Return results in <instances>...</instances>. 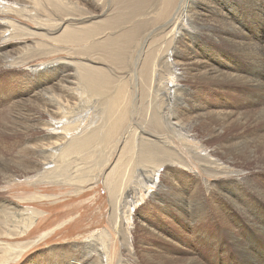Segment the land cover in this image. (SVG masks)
Listing matches in <instances>:
<instances>
[{
  "label": "bare ground",
  "instance_id": "6f19581e",
  "mask_svg": "<svg viewBox=\"0 0 264 264\" xmlns=\"http://www.w3.org/2000/svg\"><path fill=\"white\" fill-rule=\"evenodd\" d=\"M193 1L159 0L157 4L153 3L154 0H0V51L5 52L6 57L2 66L12 67L20 63V56L17 55L20 46H24L20 53L24 55L26 52V55L34 57L35 54L45 51L50 44L49 40L69 44L60 48L65 51L66 56L56 58L53 61L54 66L52 64L43 66L44 69L49 67L50 70H54V73H50L52 77H59L57 90L55 92L54 89L50 90L54 95L46 97L47 87L37 90L42 96L28 108L26 103L19 105L18 101L14 100L7 106L0 98V182L10 185L13 180L23 178L32 184L36 182L75 184V192L80 197L94 189L91 186L102 174L110 203V225L114 232L119 233V242L116 246L120 252L116 253L119 261H122L125 254L126 259L134 264H264V206L256 204L255 201L241 202L242 204L234 201V205H231L230 199L239 198L233 185L227 186L228 191L222 190L226 199L221 202L212 201L211 197L204 193L219 186V183L209 181L211 177L224 176L225 182L246 180L245 176L240 178L238 174H234V166L252 162L254 165L264 167V2L242 0V6L245 10H250L255 21L254 38L241 30V26L237 27L231 17L229 16V19L227 15L222 14L223 12H214L212 17L202 18L209 26V35L212 34L218 41L220 39L225 45H229L223 52L225 56H232L230 48L242 52L243 60H240L238 65L243 66L237 68L234 73L235 71L229 72L221 66L220 61L223 60L220 58L221 52L217 53V59L213 63H206L203 60H199L198 63L196 61L185 63L182 60H174L175 58L169 59L172 50L180 51L184 46L181 45L184 42L181 35L185 29L183 15L196 19V13H193L191 8ZM55 3L64 4L68 9ZM105 11L110 14L113 12V15L107 18L108 21L101 20L100 23L96 17L107 15ZM241 12L244 14V11ZM15 14L33 21L37 28L16 22L13 18ZM240 17L242 21L244 16L240 14ZM149 23L155 27L154 31H157L155 35L143 33L144 26ZM103 34L105 38L101 39L100 36ZM20 36L39 39H33L29 41L31 46H25L21 44L22 41L14 42ZM156 36H158L156 42H152ZM147 40L149 45L154 47V50L152 48L148 50L149 52L145 50L149 54L147 56L150 65L153 67L161 65L164 73L156 74V66V71L152 68L149 76L146 55L141 53L138 55L141 58L144 56L145 61L138 66L139 73H134L135 76L116 75L110 69L105 71L100 67L99 57L111 55V59H119L126 56L124 51L127 49L130 50V56L136 45L145 44ZM107 50L109 51L106 52ZM227 58L224 57L225 60H232L233 56ZM68 64L72 65L70 69L74 77L70 78L71 84H63L65 74L69 70ZM205 64L210 65L211 69L199 74L188 75L181 71L177 76L173 72L176 65L185 71L190 65ZM115 65L117 66V63ZM25 73L30 75L31 72ZM40 79L50 80L46 75ZM187 81L198 83V91L185 87ZM232 83L239 84L237 96L244 100L236 109L239 123L235 127L242 132L239 136L228 135L234 128L233 123L229 121L233 114V111L228 109L230 107L221 106L220 103L224 101L213 103L204 101L200 89L201 86L209 89L214 84L231 87ZM249 83L252 89H249ZM16 84L19 88L22 87L19 82ZM13 90L12 96H16L18 89ZM74 93L79 97L78 103L81 102L80 109L84 111L76 118L73 112ZM102 93L107 96L105 104L101 103V107L106 106V111L102 115L94 116L93 110H84L92 96ZM194 93H198L199 99L191 98V94ZM30 95L32 93L28 96ZM82 99L85 102H82ZM26 101H31V98L28 97ZM129 101H135L137 103L135 107L140 111L134 112L136 122L127 125L126 109ZM116 106L120 108L119 118L113 113ZM24 109L25 113L22 112ZM188 109L194 110L196 115L188 116L186 114ZM14 111H17L18 116L13 115ZM98 120L100 124L95 127L94 124ZM191 127L198 129L202 135L216 139H211V144L207 142L206 147L201 144L204 142L202 140L204 136L190 142L192 137L186 133ZM7 137L14 138L7 140ZM118 142H123L125 150L130 151L129 154H134L138 147L142 152L136 158L120 155L116 164L105 172L111 159L107 155L112 153ZM177 142L186 149L185 156L177 149ZM108 146H112V149L102 152V149ZM11 151L14 157L18 156L15 166L11 161ZM186 155L192 159L191 162L187 160ZM137 163L144 167L136 170ZM174 163H178L177 167H183L181 170L191 169L194 174L192 178L176 181L179 177L175 175L176 170L172 167ZM195 167L199 169L196 171ZM35 177L37 181H32ZM149 183L156 188L152 190V194L150 193V199L159 211L163 213L166 210L165 213L174 219L172 209L188 215V218H184L185 221L176 222L175 227L179 236L171 253L163 254L143 247L147 244L146 237H154L155 226L149 224L150 228H146L143 224L139 225L141 238L133 237L134 232L131 231L129 219L132 218L134 205L141 197L138 192L142 190L149 192L152 188ZM247 186L264 198V184L248 183ZM51 197L48 194H32L26 199L31 201ZM205 202L206 204L202 205ZM228 210L234 213L244 212L247 218L240 221L236 214H230ZM218 211H224L225 215L219 213L220 229L213 233L210 223L214 220L209 217V213L217 218ZM41 214L37 208L30 206L22 208L1 194L0 237L18 238L25 235ZM253 225L259 227L260 234L254 231ZM233 227L238 230L235 231ZM44 235L45 233L40 238ZM111 237V231L103 228L101 233L84 239L80 244L83 249L80 250L82 256L89 258L84 264H111ZM2 241L0 240L3 253L0 264L17 258L24 248L34 242ZM138 241L140 244L136 248ZM149 245L156 248L158 244L150 242ZM233 246L235 256H232L230 251ZM60 248L55 252L62 254L63 264H75L76 260L73 261L68 255L70 247L59 252ZM125 263L127 262H120Z\"/></svg>",
  "mask_w": 264,
  "mask_h": 264
},
{
  "label": "rangeland",
  "instance_id": "374dc122",
  "mask_svg": "<svg viewBox=\"0 0 264 264\" xmlns=\"http://www.w3.org/2000/svg\"><path fill=\"white\" fill-rule=\"evenodd\" d=\"M262 1L264 2V0H262ZM153 3L158 4L159 0H154ZM55 4L58 5L59 7L68 9L67 6L64 4H57V3H55ZM192 5H191L192 12L196 13L195 14L196 19L189 18L188 16L183 15L182 19L184 21L186 30L184 29V31H183L184 33L181 35V37H184V42L181 43V45H184V46L181 47L180 51L172 50L173 52H171V55H169V59L175 58L174 60H182L185 63H191L192 61H196L198 63L199 60L200 61L203 60L206 63L207 62L213 63L217 59L216 58L217 53L221 52L220 58H221V60L223 59L222 61H220L221 66L226 68L225 70H228L229 72L235 71L234 73H236V69L243 66V64L238 65L240 60L241 61L243 60V56L241 54L242 52H240L238 50L233 51L230 48L229 51H232L233 59L232 60H225L224 57L225 58L228 57L227 59H230L232 57V56H225L226 54L223 53V52H225L224 50L229 47V45H225L224 42L221 41L220 39L218 41L217 37H215V36L213 37L212 34L209 35V33H208L209 32V26H208V24L204 23L205 20L202 18H204V17L210 18V17H212L214 12H220V13L223 12L222 14L227 15L228 17L229 16L231 17V19L233 20V23L237 27L240 28V26H241V28H240L241 30L247 32L252 38H254L253 37V30H254L253 28L255 27V21H254V18H252V16H251L250 10L247 11L244 9V7L242 6L243 5L242 0H213V1L212 0H194ZM48 8H50V7H48ZM214 8L216 10H213ZM70 11L75 13V14H78L74 10H70ZM241 11H244V14ZM98 12H100V10H98ZM105 12L107 15L96 17V20H100V23H102L101 20L108 21L109 19H107V18H110L113 15V12L111 14L108 11H105ZM158 12L160 13V11H158ZM240 14H242V16H244V19H242L243 22L240 21L241 20ZM219 17H217V20L219 19ZM230 17H229V19H230ZM13 18L16 20V22L30 26L32 28H37V25L33 21L26 20L17 14L13 15ZM141 25H142V23H140V26ZM144 25H145V23H144ZM153 27L154 26L152 23L147 24L143 28V33L144 34H148V33L151 34L152 33V35L153 34L155 35L157 33V31H154L155 27H154V29H152ZM203 27H206V28H203ZM194 31H195V33H194ZM206 32L208 35L206 34ZM196 34H198V35H196ZM53 35L55 36V34H53ZM195 36H197V37H195ZM100 38L104 39L105 34L101 35ZM157 38H158V36H156L152 42H156ZM33 39L36 40L39 38L38 37H32V36H30V37L20 36L19 39L15 40L14 42H16V41L21 42L22 41L21 42L22 45L24 44L25 46L26 45L31 46V43H29V41H31ZM49 42H50V44L45 48V51L41 54L40 53L35 54L34 57H33V55H26V52H24V55H23V53H20L24 49V46H20L19 51H17V53H18L17 55L20 56L19 57L20 63H18V65H16V66H12V67L11 66H5V65L2 66V63L6 59V57H5V52L0 51V98H1V101L4 102L7 106H8V104H12L14 101L15 102L18 101L19 105L26 103V108H28L30 105H32L33 103L36 102L37 98H40L42 96L38 93L40 90L44 89L45 87H47L45 90V95L47 98L54 95V93H50V90L54 89V92L57 90L56 87H58V78L59 77L58 78L52 77L50 75V73H54V70L53 69L50 70L49 67L44 69L43 66H44V64L45 65H51V64L55 65V63H53V61L56 58H59L61 56H66L65 51L61 50L60 48L61 47L64 48L67 44L64 42H62V43L56 42L55 43L54 40H52V41L49 40ZM148 42L149 41L147 40L145 44L136 45L133 49V53L130 56H129V51H130L129 49L124 51L126 56H121L119 59H111V55H107L105 58H104V56H101L98 59L99 65L105 71L110 69V71H112L116 75H120V76L121 75H124V76H126V75L132 76L133 75V76H135L134 73H136V72L139 73L138 72V66L142 65V63H144V61H145L144 56H142V58H143L142 59L141 56L138 55L141 53L142 55H146V60H147V64H148L147 65V68H148L147 72L149 73L148 75L150 76V72L152 71V68H153V70H155L157 65L153 67L152 64L150 65V63H149L148 56H147L149 54L147 53V51L152 50V48L154 50V47H151ZM145 47H146V49H145ZM233 49H235V48H233ZM145 50H147V51H145ZM108 51L109 50H107L106 52H108ZM238 53H239V55H238ZM25 56H26V58H25ZM74 58H76V55L74 56ZM26 59H28V60H26ZM119 61L121 62V64ZM150 61H151V57H150ZM116 63H117V66L115 65ZM39 66L41 68H39ZM61 66H62V64H61ZM68 66H69V70L65 74L63 84H71L70 78L74 77V75L70 69L72 65L68 64ZM120 66H122V68H119ZM209 66L210 65H208V64L199 65V66H191L190 65L187 67L188 70L184 71V70L179 69V66L176 65L173 69V72L177 76H179L181 74V71L186 72L188 75L199 74L203 71L210 70L211 67H209ZM127 68H129V69H127ZM134 69L135 70L137 69V70L135 71ZM156 69H157V71L155 70L156 74H158V72H159V74H161V72H163V73L165 72V70L162 68L161 65L160 66L158 65ZM10 70L14 71V72H11ZM38 70H44L46 72L40 73ZM25 72H31V73H29L30 75H28ZM189 73H191V74H189ZM45 75L50 80L40 79V78H44ZM75 76H76V74H75ZM31 80H33V82H30ZM17 82L22 84L23 88L22 87L19 88L16 84ZM190 82L191 81L185 82V84H186L185 87L192 88V89L198 91L197 90L198 83L196 84V82L195 83L194 82L190 83ZM38 84H40V85H38ZM37 85L40 86V88ZM48 85H49V87H48ZM249 85H250L249 89H252L251 83H249ZM13 89L19 90V91L18 90L16 91L17 92L16 96H12V93L14 91ZM200 89L202 90V95H204L203 96L204 101H207L210 103L217 102V101H220V102L224 101L222 103L219 102L221 104V106H227V107L229 106L230 108H228V109L230 111H233V114L231 115V118L229 121H231L233 123L234 128H232L230 130V134H228V135L234 134L235 136H239L240 134H242V132H239L238 127H235L239 123L238 110H236L237 106L241 105L244 102L243 99H240L237 96V93H239V90H240L239 84L238 83H232L231 87H229L225 84L222 87L219 84H214L209 89H205V87H202V86L200 87ZM218 89H220V90H218ZM37 90H39V91H37ZM27 92H29V93H27ZM74 92H76V89L74 90ZM79 92H80V90H79ZM205 92H207V93H205ZM3 93H4V95H3ZM19 93H21L23 95H21V94L18 95ZM30 93H32V95L28 96ZM28 97L31 98V101H26V99ZM73 97L75 100L73 112H74V118H76V117L80 116L81 114H83L84 111L80 109L81 102L78 103L79 97L77 96L76 93L73 94ZM106 97L107 96L103 93L101 95H98V96H92L89 99L88 104L86 105L84 110H86V109L93 110L94 116L102 115L106 111V106L103 105L101 107V103L105 104ZM191 98L192 99H194V98L199 99L198 93L191 94ZM208 99H210V100H208ZM199 101H197V102H199ZM82 102H85L84 99H82ZM129 102L130 103H128L127 109H126V123H127V125L134 124L136 122V116H135L134 112H135V110L140 111L139 108L135 107L137 105V103L135 101H129ZM50 109L53 110V108H51V107H50ZM188 110L186 111V114L188 116L190 115V117H191L192 115L193 116L196 115V112L194 110H191V109H188ZM22 112L25 113L26 112L25 109ZM113 113L116 117L119 118L120 117V108L118 106H116V108L113 110ZM13 115L18 116L17 111H14ZM233 115H234V117H233ZM45 117L48 118L47 115H45ZM99 122L100 121L98 120V122L96 124H94V126L97 127L100 124ZM16 126H19V124H16ZM187 131H189V132L186 134H188L189 137H192L190 142L197 140L198 138L201 139L204 136L202 138V140H204V142L201 143V144H203L204 147L207 146V142L210 143L211 139H216L215 137H212V136H208V135H204V134L202 135L201 132L196 128L194 129V127L188 128ZM13 138L7 137L6 139L10 140ZM16 138H18L17 135H16ZM176 145L178 146L177 149L183 154V156H185L184 151L186 149H183L180 142H177ZM111 147L112 146H108L107 148H103L102 152L105 153V152L111 150L112 149ZM134 147H136V144L134 145ZM213 147H215V144H213ZM129 152L130 151L125 150V146H124L123 142L122 143L118 142L117 145L115 146V149L112 151V153L110 152L108 155L106 154L111 159L109 161L108 166H106L107 169H105L104 171L105 172L108 171L111 166L115 165L120 155L121 156L123 155L125 157H129V158H136L140 155V153L142 151L138 147L135 150L134 154L133 153L129 154ZM10 157H11L12 164L15 166V162L17 161L18 156L14 157V153L11 151ZM217 157L218 156H216L215 158L217 159ZM186 158L189 162L192 161V159H190L189 155H186ZM219 158L220 157H218V159ZM220 160H222V159L220 158ZM223 160H225V158H223ZM177 164L178 163H174V165L172 166L176 170L175 175H177L179 177L178 179H176V181H180L182 178L191 179L192 176L194 175L191 172V169L181 170V168H183V167H177ZM238 164H240V163L238 162ZM135 166H136L135 167L136 170L144 167L138 163L135 164ZM195 168H196V171L199 169L197 167H195ZM233 172H234V174H238V176L240 178L245 176L246 180L240 181V179H239V181L232 180V181L225 182V181H223V180H225L224 176H221L218 178L211 177V178H209V181H214L216 183H219V186L217 188L214 187L216 190L212 189L211 191H209L210 188H208L209 192L204 191V193L208 197H211L212 201L221 202V201H224L226 199V195L223 194L222 190L227 189V191H228L227 186L233 185V188L236 189L235 192L239 194L240 199L237 197L230 199L231 205H234V203H233L234 201L238 202L239 204L246 203L248 201H255L256 204L264 206V198L262 197V195L256 194L254 192V190H252L251 188L249 189V187L247 186L248 183H250L252 185H261V184L263 185L264 184V167H259L257 164L254 165L252 162H247L245 165L234 166ZM35 179H36V177L33 178L32 181H37V179L36 180ZM23 180H24L23 178L22 179L21 178L15 179V180H13V182H11L12 184H10V185H7V184L5 185V184H2L0 182V195L2 194L4 198H8L9 200L12 199L15 203L19 204V206L22 208L23 207H29V206L37 208L38 210H40L42 212V214L40 215L38 220H36V223L33 225V227L25 235L18 237V238L0 237V240H3L6 243H9V242L10 243H12V242L17 243V241L20 243H25V242L29 243L30 241L31 242L34 241L33 243H30L26 248H24L22 250L21 254L17 258L10 260L8 262H5L3 264H63L62 254L55 252L56 249L60 248V247L61 248L59 249V252L62 249H67V247H70V250L68 253L70 258H72L73 261L76 260L75 264H78V263L84 264L85 262H87L89 260V258H87L86 256H82L80 248L83 249V246L80 244L88 236H93V235L97 234L98 232L101 233L103 228L109 229L111 231V234H112V237L110 238L111 264H115V263L120 264V262H122V261H126L127 263H125V264H131L132 263L128 259H126L125 254H123L122 261H119L117 259L116 253L120 254V252L118 251V249L116 247L117 243L119 242V233H118V231L114 232L113 228L110 225V221H109L110 203L108 200V194H107V190L105 189V184H104V179H103L102 174L100 176V179L97 182H95L94 185L91 186V188H94V189L89 191L86 195H83L80 197L75 192L76 191L75 184L40 183V182L39 183L36 182V183L32 184V182H29V181L26 182L25 180H24L25 181L24 182ZM164 180L165 179H162V181H164ZM256 180H259V181H256ZM173 181L175 182V179H173ZM259 183H261V184H259ZM149 185H151V184L149 183ZM213 185L215 186V184H213ZM151 186H152V188L150 189L149 192H144V190L138 192L141 195V197L138 199V201L134 205L135 207L133 208L132 218L129 219L130 220L129 222L132 226L131 231L134 232L133 237L141 238L142 233H140V231L138 230L139 225L143 224L144 227H146V228H150V225L155 226L156 228L154 229L155 230L154 237H146L145 240L147 241V244H145V246H143V247L145 249L157 250L163 254H166L167 252L171 253L174 250L175 240L179 236V232L177 231V229L175 227L176 222L178 220L181 222L185 221L184 218H188V215H185V213L183 211H180V210H178V211L174 210L173 211V209H172V212L175 215V219H174L167 212L165 213L166 210L163 213L161 211H159V209L152 203V201L150 199L151 194L153 193L154 190H156V188L153 185H151ZM252 192H254V193H252ZM32 194L33 195H39V194L47 195L48 194V195H51L52 197L46 198L43 200L28 201L26 198L31 196ZM204 204H206V202L203 203L202 205H204ZM172 206H173V204H172ZM182 212H183V214H182ZM227 212L230 214L234 213L231 210H228ZM219 213L221 215H225L224 211H218L217 212V218H214L212 213L211 212L209 213V217L213 218V220H214V221L211 220V223H210V229L213 233H217L220 229L219 228V225H220ZM234 214H236L238 220H240V221L247 218V214L244 212L234 213ZM207 219L209 220V218H207ZM207 219H204V221H207ZM247 227L249 228V226H247ZM233 229L235 231L238 230V228H236V227H233ZM253 229L255 232L260 234L259 227H257L256 225H253ZM44 233H45V235L40 238V236H42V234H44ZM224 241H226V236H224ZM150 242H154V244H158L157 247L155 248L153 245H149ZM139 244H140V242L138 241V245L137 244L135 245L136 248H138ZM207 249L209 250L210 247H208ZM233 250H234V246L230 249V251L233 254L232 256H235L236 254H235V252H233ZM78 252H79V254H78ZM205 253L207 255V251ZM2 255H3L2 248H0V257ZM81 259H82V261H81ZM132 264H134V263H132Z\"/></svg>",
  "mask_w": 264,
  "mask_h": 264
}]
</instances>
